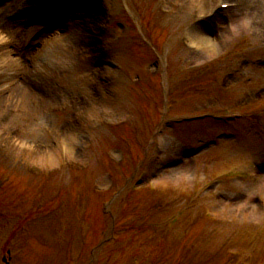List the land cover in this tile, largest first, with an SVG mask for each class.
I'll return each instance as SVG.
<instances>
[{
    "label": "rangeland",
    "instance_id": "374dc122",
    "mask_svg": "<svg viewBox=\"0 0 264 264\" xmlns=\"http://www.w3.org/2000/svg\"><path fill=\"white\" fill-rule=\"evenodd\" d=\"M257 1L26 0L32 30L0 21V264H264ZM141 170L159 183L129 194Z\"/></svg>",
    "mask_w": 264,
    "mask_h": 264
},
{
    "label": "bare ground",
    "instance_id": "6f19581e",
    "mask_svg": "<svg viewBox=\"0 0 264 264\" xmlns=\"http://www.w3.org/2000/svg\"><path fill=\"white\" fill-rule=\"evenodd\" d=\"M24 1H26V0H10V1L4 3L0 7V21L3 22L5 25L10 26L8 20L6 19V17H10V18H12L14 20L15 25L19 26L21 31H24V32L28 33L30 30L33 29V27H30L28 29V27H26V26H21L19 18L24 14V12L22 10L24 7H27V9H34L35 7L32 8V6H26L27 4ZM257 2H261V1L259 0ZM53 7H54V3H50L49 7L46 4V8L45 9H48L49 13L51 14L53 12ZM256 14L257 15H255V17H253L252 19L257 20L256 29L258 30V35H261L262 37H264V15H261V14L259 15V13H256ZM246 18H248V17H246L244 15L243 16L242 15L238 16V21H236L237 24H235V29L233 30L234 33H232V34L227 33L224 36V38L227 41L232 40L235 36H237L239 33L242 32L241 26L244 27L245 25H247L246 23H244V25H242V23L244 22V20ZM227 26H229V24ZM193 30H194L195 33H199V34H203L204 35V33H201L203 31L202 29L199 30L197 27L194 26ZM28 36L31 37L30 35H28ZM38 44L41 46V48L42 47L45 48L47 46V44L44 43V40L41 41V42L39 40H31V45L29 46V48L32 47L36 51L37 50V46H39ZM9 90H10L9 92H12V94H14L13 92L16 93V91H17V89L15 87H11ZM4 119H6L5 123H8V121L10 120V117L9 116L8 117H4ZM2 123H3V121H2ZM183 175H185V174H183ZM263 183H264V181H263Z\"/></svg>",
    "mask_w": 264,
    "mask_h": 264
},
{
    "label": "snow or ice",
    "instance_id": "6c2138e0",
    "mask_svg": "<svg viewBox=\"0 0 264 264\" xmlns=\"http://www.w3.org/2000/svg\"><path fill=\"white\" fill-rule=\"evenodd\" d=\"M225 7H227V5H225Z\"/></svg>",
    "mask_w": 264,
    "mask_h": 264
}]
</instances>
